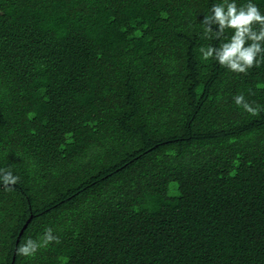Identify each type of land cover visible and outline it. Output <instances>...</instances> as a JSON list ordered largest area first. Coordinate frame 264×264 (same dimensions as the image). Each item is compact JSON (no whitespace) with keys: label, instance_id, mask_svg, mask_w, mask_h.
<instances>
[{"label":"trees","instance_id":"1","mask_svg":"<svg viewBox=\"0 0 264 264\" xmlns=\"http://www.w3.org/2000/svg\"><path fill=\"white\" fill-rule=\"evenodd\" d=\"M217 2L0 0V264H264V61L201 60Z\"/></svg>","mask_w":264,"mask_h":264},{"label":"clouds","instance_id":"2","mask_svg":"<svg viewBox=\"0 0 264 264\" xmlns=\"http://www.w3.org/2000/svg\"><path fill=\"white\" fill-rule=\"evenodd\" d=\"M209 11L210 15L204 16L202 20L204 36L218 41L224 37V40L218 47H200L201 60L214 59L219 65L235 73L246 72L254 63L259 66L264 61V14L253 0H246L242 4H238L237 0H219L212 4ZM211 25H216V30L213 31ZM226 29L233 30L230 36H225ZM233 102L252 116L260 111L258 106L247 102L242 93L233 96ZM18 179L10 169L0 167V185H14ZM53 242L59 243V238L53 234L52 228L45 227L38 239H25L16 246L15 251L20 256L32 258L38 249Z\"/></svg>","mask_w":264,"mask_h":264},{"label":"water","instance_id":"3","mask_svg":"<svg viewBox=\"0 0 264 264\" xmlns=\"http://www.w3.org/2000/svg\"><path fill=\"white\" fill-rule=\"evenodd\" d=\"M29 221H30V218L27 220V222L23 225L22 229L20 230L18 238H17V243H18V241H19L24 229L27 227ZM14 260H15V254L13 256V262L12 263H14Z\"/></svg>","mask_w":264,"mask_h":264}]
</instances>
